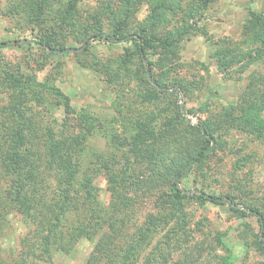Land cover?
Listing matches in <instances>:
<instances>
[{
	"label": "rangeland",
	"instance_id": "obj_1",
	"mask_svg": "<svg viewBox=\"0 0 264 264\" xmlns=\"http://www.w3.org/2000/svg\"><path fill=\"white\" fill-rule=\"evenodd\" d=\"M249 10L261 23L254 24ZM141 37L149 39L143 60L134 42ZM38 39L48 45L40 47L33 42ZM0 43V112L8 103L25 114L29 106L38 108L27 86L40 82L53 88L40 96L39 108L52 111L49 116L42 110L43 118L59 123L63 98L54 90L62 91L75 110L103 123L93 138L102 159L130 158L136 164L126 175L144 179L154 170L157 187L164 190L160 180L171 162L189 158L178 187L224 202L182 199L198 258L211 263L213 247L222 252L221 238L233 264L264 263L256 243L264 242V130L240 115L242 99L264 95L256 85H264V0H0ZM49 45L58 50L48 52ZM148 69L150 75L144 73ZM34 116L36 121L37 112ZM113 116L117 121L110 125ZM253 116L264 121V105ZM201 121L211 124L215 138ZM110 133L124 143L119 150L110 148ZM204 147L203 157L190 158ZM129 148L134 151L127 157L122 151ZM93 169L97 198L107 205L106 173ZM136 193L137 209L144 212L152 205ZM227 195L236 198L231 202ZM4 218L0 244L9 258L28 226L10 206ZM93 244L80 237L68 252L55 250L54 262L82 264Z\"/></svg>",
	"mask_w": 264,
	"mask_h": 264
},
{
	"label": "trees",
	"instance_id": "obj_2",
	"mask_svg": "<svg viewBox=\"0 0 264 264\" xmlns=\"http://www.w3.org/2000/svg\"><path fill=\"white\" fill-rule=\"evenodd\" d=\"M208 1L203 0L205 4ZM248 15L255 25L261 23L255 10H249ZM260 33L263 36V31L257 32L258 40ZM148 41L147 37L134 40L140 60L144 59ZM159 41L169 44L162 39ZM33 42L40 47L48 45L41 39ZM49 46L48 52L58 50ZM144 73L150 75L151 70H144ZM256 85L264 90V85ZM45 88L47 91L53 89L51 85L34 81L27 86V91L35 96L33 103L38 108L29 106L25 114L22 113L23 107L16 104L11 107L8 103L0 112V224H3L10 206L28 226L13 256L4 257L0 244V264H55L54 251L68 252L80 237L94 239L82 264H204L205 260L198 258L200 254L195 252L193 230L182 209V199L195 198L201 204L224 202L203 192L189 195L178 187L177 179L189 158L185 160L183 156L171 162L167 176L160 180L166 187L164 190L158 189L154 170L144 179L132 178L126 173L128 170L132 172L136 164L130 158L123 163L116 156L102 159L104 153L93 144V138L102 133L103 123L88 111L75 110L62 91L54 90L63 98L64 108L59 123L55 118L56 122L43 118L41 112L44 109L47 115L52 114L49 107L39 108ZM260 96L252 93L247 99H242L240 115L246 121L255 122L254 127L262 133L264 121L260 122L253 116L264 105V95ZM23 102L27 103V100ZM36 112L38 119L33 121ZM248 114L251 117H246ZM116 121L113 116L110 125ZM201 124L204 131L214 137L211 124H205V121ZM198 128L200 135H204ZM106 136L110 148L119 150L118 146L124 144L117 133ZM206 148L198 149V156L192 153L190 158L197 161L206 154ZM133 151L129 148L122 154L127 153L130 157ZM93 168L106 173L110 188L107 205L97 198ZM123 171L126 173L118 178V173ZM130 186L134 194L130 193ZM137 190L152 205L144 212L137 209ZM227 197L231 202L236 198L233 195ZM233 210L243 212L237 208ZM218 240L222 252L218 253L213 247V261L210 263L208 260L207 264H233L229 247L221 238ZM256 243L264 251V242Z\"/></svg>",
	"mask_w": 264,
	"mask_h": 264
},
{
	"label": "water",
	"instance_id": "obj_3",
	"mask_svg": "<svg viewBox=\"0 0 264 264\" xmlns=\"http://www.w3.org/2000/svg\"><path fill=\"white\" fill-rule=\"evenodd\" d=\"M151 81L154 83L153 79Z\"/></svg>",
	"mask_w": 264,
	"mask_h": 264
}]
</instances>
